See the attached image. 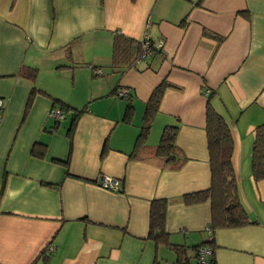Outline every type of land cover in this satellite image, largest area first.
<instances>
[{
    "label": "crops",
    "instance_id": "0c3cea01",
    "mask_svg": "<svg viewBox=\"0 0 264 264\" xmlns=\"http://www.w3.org/2000/svg\"><path fill=\"white\" fill-rule=\"evenodd\" d=\"M13 3L0 0V264H176L177 246L191 264L201 245L213 247L217 264H264V180L252 176L254 132L264 123V0ZM116 33H148L164 55L113 67ZM24 66L38 69L34 82L19 75ZM164 81L173 88L147 141L155 147L166 126H178L186 157L178 170L135 154L146 104ZM33 88L47 95L29 104ZM121 88L133 96L130 122ZM210 94L233 137L239 199L252 222L213 234L210 203L184 202L211 185ZM52 98L86 108L72 139V114L52 118ZM105 177L119 188H104ZM155 200L167 201L169 245L148 239Z\"/></svg>",
    "mask_w": 264,
    "mask_h": 264
},
{
    "label": "trees",
    "instance_id": "16d2710c",
    "mask_svg": "<svg viewBox=\"0 0 264 264\" xmlns=\"http://www.w3.org/2000/svg\"><path fill=\"white\" fill-rule=\"evenodd\" d=\"M14 3L12 6H14ZM204 36L211 37L219 43L223 38L218 37L214 33L205 30ZM149 54L145 58L142 56L141 40L126 37L120 33L115 34L113 60L112 66L121 69L137 68L139 63L144 62L149 64V61L164 55V47L158 48L156 41L150 38ZM94 75H101L95 73L100 70L92 66ZM101 71V70H100ZM19 75L25 79L34 82L38 76V69L24 66L20 69ZM173 88L168 81L159 84L151 94L150 99L146 104V109L143 117L142 126L139 136L136 141L135 154L141 155L150 160L152 157L157 160L159 165L166 169L178 170L186 162V157L181 154L177 146L176 140L178 136V126H166L163 129L160 142L153 147L148 144V136L155 120V116L159 111L160 105L164 99L167 90ZM122 89V88H121ZM127 95L124 97L116 95L127 101L124 121L130 122L134 107L132 104L133 96L127 89ZM47 95L45 92L33 88L30 95L29 104L36 95ZM206 107V134L209 151V162L211 168V185L206 191L188 194L184 196V202L188 206L197 205L209 202L211 205V222L210 230L213 232L221 229H235L252 224L248 214L244 210L238 193V183L234 168L232 165V155L234 151L233 137L226 120L219 115L210 104V97ZM53 109H59L65 116L72 114L71 125L68 131V136L72 139L74 129L77 125L78 119L86 112V108L79 110L68 103L53 99ZM4 111V110H3ZM59 121V120H58ZM58 124V122H57ZM34 156H42L43 152L38 150V145L34 147ZM252 176L256 182L264 180V123L257 126L254 132V143L252 153ZM166 215H167V201L155 200L150 207V233L148 239L154 240L156 243L164 242L169 245L168 236L166 232ZM212 241V239H211ZM213 242V241H212ZM172 246V245H170ZM209 245H201L195 249L197 260L199 259V252L202 248H207ZM176 247V246H175ZM213 249L212 246H209ZM173 248V246L171 247ZM178 258L176 264H189L188 260L184 258L183 247L175 248ZM210 264H217L214 254L210 256ZM199 264V263H198Z\"/></svg>",
    "mask_w": 264,
    "mask_h": 264
},
{
    "label": "built area",
    "instance_id": "2783aa9c",
    "mask_svg": "<svg viewBox=\"0 0 264 264\" xmlns=\"http://www.w3.org/2000/svg\"><path fill=\"white\" fill-rule=\"evenodd\" d=\"M143 44H142V56L141 58H145L146 55L149 54L148 50H149V46H150V36L148 35V33H146L143 37ZM156 46L158 48H162L164 45H163V42L161 41H158L156 43ZM92 68V66H90ZM95 73L97 74H101V71L100 70H96ZM118 95L119 96H126L127 95V91L126 90H123V89H120L118 91ZM4 107H5V101L3 99L0 98V122L2 120V116H3V110H4ZM51 117L54 118L55 120H62L65 118L64 114L59 110V109H52L51 113H50ZM102 186L106 189H115L117 190L119 187V183L110 178V177H105L102 181ZM211 234V232H210ZM212 254V251L208 248H203L200 250L199 252V259H198V263L199 264H210V256Z\"/></svg>",
    "mask_w": 264,
    "mask_h": 264
},
{
    "label": "rangeland",
    "instance_id": "374dc122",
    "mask_svg": "<svg viewBox=\"0 0 264 264\" xmlns=\"http://www.w3.org/2000/svg\"><path fill=\"white\" fill-rule=\"evenodd\" d=\"M70 120H63L62 123L65 125L67 123H69ZM168 254L166 256H170L171 258H174L175 259V256L173 254H171V252H167ZM169 264H172L170 261H169ZM191 264H198V261L197 259L193 258L191 260Z\"/></svg>",
    "mask_w": 264,
    "mask_h": 264
}]
</instances>
